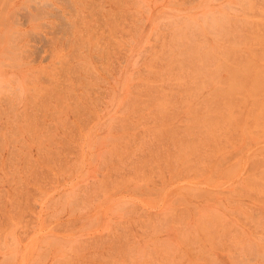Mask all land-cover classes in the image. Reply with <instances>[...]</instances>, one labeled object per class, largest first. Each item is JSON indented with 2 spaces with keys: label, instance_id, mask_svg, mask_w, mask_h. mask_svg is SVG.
Wrapping results in <instances>:
<instances>
[{
  "label": "rangeland",
  "instance_id": "1",
  "mask_svg": "<svg viewBox=\"0 0 264 264\" xmlns=\"http://www.w3.org/2000/svg\"><path fill=\"white\" fill-rule=\"evenodd\" d=\"M0 264H264V0H0Z\"/></svg>",
  "mask_w": 264,
  "mask_h": 264
}]
</instances>
